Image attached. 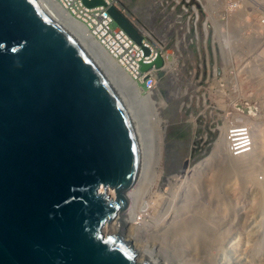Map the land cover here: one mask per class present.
I'll return each mask as SVG.
<instances>
[{"label": "water", "instance_id": "water-1", "mask_svg": "<svg viewBox=\"0 0 264 264\" xmlns=\"http://www.w3.org/2000/svg\"><path fill=\"white\" fill-rule=\"evenodd\" d=\"M143 149L136 109L88 42L42 0H0V264H152L125 240Z\"/></svg>", "mask_w": 264, "mask_h": 264}, {"label": "rangeland", "instance_id": "rangeland-1", "mask_svg": "<svg viewBox=\"0 0 264 264\" xmlns=\"http://www.w3.org/2000/svg\"><path fill=\"white\" fill-rule=\"evenodd\" d=\"M177 1L185 4L186 11L181 3L173 10L174 0H118L120 11L146 37L154 38L166 48L173 47V52L181 55L173 70L156 73L157 85L153 91L142 92L138 88L141 98L146 96L154 103L161 120L164 143L162 175L150 181L148 187L140 192L137 198L138 218L131 227L145 226L148 230L168 232L173 226L198 218L204 212L207 224L213 226L207 236L215 235L216 246L211 249L198 246L192 233L185 237L175 235V232L173 236L166 233L162 238L153 233L148 238H136L130 228L126 238L136 252L163 250V257L172 264H208L205 257L212 259V264H264V156L258 145V131L264 129V118L258 120V114L242 122L231 113L246 114L243 108L247 107H238V110L236 107L234 111L235 106L213 104L217 95L215 83L220 78L221 85L226 88L217 89L221 94H228L226 85L231 86L234 82L238 86L236 92L241 94L251 88L254 96L251 94L250 98L257 102L253 105L255 107L249 108L254 112L259 108L260 114L264 113V104L259 101L264 100V27L254 21L256 15L264 14V0ZM228 5L237 8L227 33L234 58L237 62L244 58L250 61L251 57H246L247 54L256 58L250 68L248 65L250 71L247 74L220 72L215 75L213 71L216 61L211 50L214 48L218 53V47L223 51L224 45L222 41L216 42V26L211 21L204 26L208 15L204 6L208 7L212 18L221 21L219 30L224 35L222 28ZM214 7L217 10L213 11ZM252 24L253 27L248 30ZM183 61L185 65L182 67L180 62ZM217 64L221 65L219 59ZM139 103L138 108L145 112V101ZM237 119L238 123L248 124L254 130L255 148L244 158H237L239 165L233 169L224 164V154V158L211 163L213 166L210 164L201 170L203 173L194 171L193 166L210 153L214 141ZM141 127L149 130L151 124L143 120ZM250 160L251 165H246ZM253 161L257 164L254 169ZM178 175L181 178L178 179ZM262 198L263 206L260 207ZM208 227H205L206 230ZM165 253L170 254L171 260Z\"/></svg>", "mask_w": 264, "mask_h": 264}, {"label": "bare ground", "instance_id": "bare-ground-1", "mask_svg": "<svg viewBox=\"0 0 264 264\" xmlns=\"http://www.w3.org/2000/svg\"><path fill=\"white\" fill-rule=\"evenodd\" d=\"M42 1L44 2V4L49 8V10L57 18H59L60 20H62V21L67 23V26H68V28L70 30H72L78 36H80L82 39H84L85 41L88 42L90 47L94 50V52H95L97 58L99 59V61L105 66V68L111 74V76H112L114 82L116 83L118 89L123 94H125L126 96H128L130 98V100H131V102L133 104V107L137 111V114L139 116L138 120L140 122V128H141V131H142L144 149H143V162H142V166H141L140 172L138 174L136 182L131 187V190H130V193H129L128 216H129V224H130V226H133V225H135L134 224L135 220L138 218V213H139L138 207L139 206H138V203H137V198L140 195V192L148 187L150 181H152L154 178H158L160 175H162L161 174V170H162L161 169V164H162V147H163V143H164V137H163V129H162V126H161L160 117L158 116V113L155 110V106H154L153 101L151 99H149V98H146V96H145V98H141L140 92H139L140 90L138 89L136 84L123 72V70L118 66V64H116V62L106 54V52L101 48V46H99L97 44V42L93 39V37L90 36V34L87 32V30L80 23H78L73 18H71L69 15H67L66 12L62 11L52 0H42ZM204 30H205V28H204ZM219 41H220V43L222 41L223 45L225 44L223 39H220ZM140 101H142V102L145 101V105H146L145 112H143L140 109V107L138 108V105H140V103H139ZM236 107H237V104H236V106L234 108V111H236ZM139 109L141 110V112L139 111ZM238 109L239 108L237 107V110ZM258 110L260 111L259 113H257ZM245 113L246 114H242L241 112L240 113L232 112L231 115L232 116H238L237 118L241 119V121L242 120H246L247 118L255 116V115L258 116V114H259V117L257 118L258 120H261L262 118H264V113L260 114L261 113V109H259V108H257L255 112L249 108L248 113L247 112H245ZM238 119L236 120L237 123H238ZM143 120H145L149 124H151V128H149V130L147 128H145V127L144 128L141 127V124H143ZM246 122H247V120H246ZM246 125H248V124H246ZM223 132H224V130L219 135V137L214 141V143L212 145V148L210 150V153H208V155L205 158H203L202 160H200L199 162H197L193 166V170L194 171H199L200 172L201 170H203L205 168H208L209 165L212 162H214L217 159L220 160V158L223 157L224 154L226 155V157H225V161L226 162L224 161L225 162L224 164L229 165V168L233 169L234 166H238L239 165V163L236 161L237 158H239V157H241V158L243 157L244 158L245 156H247L249 154V153L248 154H244V155H241V156H238V157L230 156L228 154V152H227L225 134ZM252 134H253V148H255V146H256V141H255L256 140V138H255L256 135H255L254 130L252 131ZM258 138H259V141H260L259 144H258L259 148H260V152L263 153V156H264V129L263 130L261 129L260 131H258ZM251 147H252V144H249V146L246 147V153L251 150ZM251 160L248 161L246 163V165H248V164L251 165L250 164V162H252ZM255 162L252 164V165H254L252 167V169H254L255 165H257ZM258 162L261 163L260 161H258ZM211 169H212V167H211ZM230 169H228V170H230ZM243 169H244V167H243ZM179 178H181V177H179V175H178V179ZM174 181H175V179H174ZM110 192H111V194H113L112 191H110ZM217 199H219V198H217ZM259 206L260 207L263 206V198L259 201ZM198 214H200V213H198ZM206 220H207L206 219V215H205L204 212H202V214H200V216H198V218H195V219H193L191 221H188V222L180 223V224H178V226H173V228L170 229L168 232H166L165 230H157V229L148 230V229L144 228L145 226L144 227H136L135 226V227H133V229H132V227H130V228L132 229V231H134L136 238H137V236L141 237V238H148L149 235L153 236L152 235L153 233H154V235L155 234L157 235L156 237L159 236L161 238H162V235H166V233H168L169 236L170 235L173 236L172 233L175 232V235L176 234H179L181 236L184 235V237L189 235L190 233H192L194 238L197 239V241L194 242L195 244H198V246L200 245V247H202V248L206 247L207 249H211L212 247L216 246V240H215V235H211L209 233L210 235L207 236L208 232L210 231V229L213 226L212 225H208ZM118 224H119L118 220H112V221H110L108 223H105L104 226L102 227V234L104 236H106V234L116 233L117 228H118ZM146 225H148V224H146ZM148 226H150V225H148ZM152 226L154 227V225H152ZM206 226H209L207 230L205 228ZM150 227H148V228H150ZM169 236H166V237L168 238ZM167 238H166V240H167ZM125 240H127V238H125ZM260 245H262V244H260ZM144 248H146V247H144ZM162 251L153 252L152 250L144 249V250H141L140 252H136L135 260L137 261V263H143V262L147 261V262L152 263V264H172L169 261H167L166 258L163 257V252ZM165 255L169 256L168 260H171L170 254H168V253L166 254L165 253ZM205 260L208 262V264H212V259L205 257Z\"/></svg>", "mask_w": 264, "mask_h": 264}, {"label": "built area", "instance_id": "built-area-1", "mask_svg": "<svg viewBox=\"0 0 264 264\" xmlns=\"http://www.w3.org/2000/svg\"><path fill=\"white\" fill-rule=\"evenodd\" d=\"M60 8L69 12L73 17L80 21L94 39L100 44L106 52L118 63V65L137 83L143 85L146 91H151L155 86L154 70H148L142 72L140 70V63H151L155 58L160 55L164 58L167 63H174L178 60L179 54L174 53L173 47L166 48L162 47L159 42L144 37L141 41L142 45L149 49V53L145 55L141 47L133 42L119 27L113 26V21L108 15L107 9L110 6L117 5L118 0H102L104 5L87 7L83 4L82 0H53ZM175 9V5L172 6ZM227 18L224 22V35L218 34V30H215L216 42L220 43L219 40H224L223 51H220L218 47V53L213 49V59L216 61L213 65V71L215 75L221 73H249V68L254 64L256 58L252 54H247L246 57H251L250 61L246 58L239 59V62L234 58V53L231 52L230 38L228 37V24L232 16L237 12V8L234 5H228ZM184 11L186 9L184 8ZM254 21L264 27V14H258L255 16ZM212 22V21H211ZM216 22L221 24L220 20ZM253 27V24L249 26V29ZM178 43V40L176 41ZM224 53V54H223ZM223 54V55H222ZM207 55V52H206ZM220 60L221 65L217 64V60ZM246 61V62H243ZM208 64V59L206 58ZM182 67L185 65V61L181 62ZM249 65V68H248ZM226 84V82H223ZM215 92L217 95L213 99V104L216 106H236L237 105H255L256 100L251 99L252 94L251 88L244 94L236 92L238 88L236 82L232 83L231 86H227L229 91L228 94H221L223 86L220 83V78L215 83ZM219 91H218V90ZM230 94V95H229ZM253 95V94H252ZM254 96V95H253ZM212 99V98H211ZM264 104V100L259 99ZM239 102V103H237ZM205 103V100H204ZM227 149L233 156H239L246 153V147L252 144V131L248 126L245 125H232L226 132Z\"/></svg>", "mask_w": 264, "mask_h": 264}, {"label": "clouds", "instance_id": "clouds-1", "mask_svg": "<svg viewBox=\"0 0 264 264\" xmlns=\"http://www.w3.org/2000/svg\"><path fill=\"white\" fill-rule=\"evenodd\" d=\"M53 1V0H52ZM175 1V6L176 5H179L181 2H179V1H177V0H174ZM58 7H59V5L55 2V1H53ZM82 2H83V0H82ZM103 2V1H102ZM83 4H84V2H83ZM85 5V4H84ZM100 5H104V2L102 3V4H100ZM100 5H94V6H100ZM181 5H182V8L184 9V6H185V4L184 3H181ZM85 6H87V5H85ZM94 6H91V7H94ZM87 7H89V6H87ZM110 7H115V8H117L118 10H120L119 9V6H118V4L117 5H113V6H110ZM110 7H108V8H110ZM60 8V7H59ZM204 8H205V10H206V12H207V16H206V19H205V21H204V26L206 25L207 26V21H212V23L214 24V26H216L215 27V30H218V34H219V32H220V30H219V26L221 25L220 23H218V22H216L217 20H215V18L213 17L212 18V16H211V14H210V11L208 10V7L207 6H204ZM62 11H64V12H66V14L67 15H69L71 18H73L75 21H77L78 23H80L85 29H86V27L80 22V21H78L75 17H73L69 12H67L66 10H63L62 8H60ZM195 10H197L196 8H194ZM215 10H217V9H215V7L213 8V11H215ZM107 12H108V9H107ZM122 12V11H121ZM124 14V13H123ZM237 14V13H236ZM235 14V15H236ZM108 15H109V13H108ZM110 16V15H109ZM111 17V16H110ZM195 21L197 20V13H196V11H195ZM233 17V16H232ZM231 17V18H232ZM231 18H230V20H229V24H231L230 22H231ZM112 19V18H111ZM112 21H113V19H112ZM229 24H228V29H229ZM113 26H117L115 23H114V21H113ZM117 27H119V26H117ZM137 27V26H136ZM120 28V27H119ZM138 28V27H137ZM207 28V27H206ZM121 29V28H120ZM87 30V29H86ZM122 30V29H121ZM138 30H139V32L141 33V35H142V39H141V41L144 39V37H146L145 36V34L141 31V29L140 28H138ZM123 31V30H122ZM87 32L90 34V32L87 30ZM124 32V31H123ZM125 33V32H124ZM126 34V33H125ZM215 34H216V32H215ZM214 34V35H215ZM127 35V34H126ZM90 36H92L91 34H90ZM128 36V35H127ZM93 37V36H92ZM129 37V36H128ZM93 39H94V37H93ZM131 39V38H130ZM154 39V38H153ZM95 40V39H94ZM133 40V39H132ZM155 40V39H154ZM96 41V40H95ZM97 42V41H96ZM134 43H135V41H133ZM97 44H98V42H97ZM135 44H137V43H135ZM160 44V43H159ZM99 46H101L100 44H98ZM138 45V44H137ZM161 45V44H160ZM140 47H141V49H142V47H144L143 45H142V43L139 45ZM162 47H165V46H163V45H161ZM101 48L106 52V50L101 46ZM146 48V47H145ZM148 49V48H147ZM214 49V48H213ZM142 51H143V49H142ZM212 51V50H211ZM207 52V51H206ZM216 52V51H215ZM143 53H144V51H143ZM148 53H149V49H148ZM106 54L110 57V58H112L107 52H106ZM145 54V53H144ZM145 55H147V54H145ZM161 59H162V61H163V67H162V69H158V68H155V66L154 65H152L150 68H148L147 70H145V71H143V70H141V68H140V70L142 71V72H146V71H148V70H151V69H153L154 70V74H153V76H154V79H155V86H154V89H155V87H156V85H157V83H156V73L157 72H160V71H163V70H166V71H169V70H173V66H176L177 65V61L175 62V63H167L165 60H164V58L162 57V56H160V55H158ZM157 56V57H158ZM156 57V58H157ZM179 57H181V55H179ZM155 58V59H156ZM113 59V58H112ZM114 60V59H113ZM115 61V60H114ZM155 61V60H154ZM153 61V62H154ZM116 62V61H115ZM153 62H151V63H153ZM141 63H143V62H141ZM141 63H140V67H141ZM151 63H144V64H151ZM116 64H118L117 62H116ZM180 65H181V62H180ZM119 66V65H118ZM182 66V65H181ZM120 67V66H119ZM121 68V67H120ZM122 69V68H121ZM123 70V69H122ZM123 72L136 84V86L138 87V88H140L141 89V91L142 92H150V91H146L144 88H143V85H141V84H139V83H137L136 81H134L124 70H123ZM153 89V90H154ZM153 90H151V91H153ZM238 106H241V107H255V106H253V105H237V107ZM232 125H244V124H240V123H237V122H233L231 125H229V126H227L225 129H224V134H225V141H226V132H227V130H228V128L229 127H231ZM245 126H248V125H245ZM249 127V126H248ZM250 130L251 131H253L252 130V128L250 127ZM252 141H253V134H252ZM226 148H227V141H226ZM253 149V142H252V147H251V150ZM251 150L249 151V152H247V153H244V154H248V153H250L251 152ZM227 152H228V154L230 155V156H232V157H238V156H233L229 151H228V149H227ZM244 154H241V155H244ZM241 155H239V156H241Z\"/></svg>", "mask_w": 264, "mask_h": 264}]
</instances>
